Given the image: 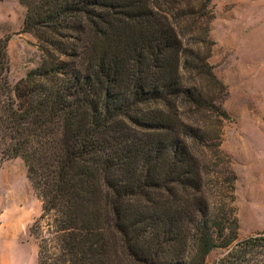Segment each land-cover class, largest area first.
Masks as SVG:
<instances>
[{"label":"trees","instance_id":"1","mask_svg":"<svg viewBox=\"0 0 264 264\" xmlns=\"http://www.w3.org/2000/svg\"><path fill=\"white\" fill-rule=\"evenodd\" d=\"M19 1L41 64L11 85L0 39V150L41 201L36 264H264V232L235 242L212 0Z\"/></svg>","mask_w":264,"mask_h":264},{"label":"rangeland","instance_id":"2","mask_svg":"<svg viewBox=\"0 0 264 264\" xmlns=\"http://www.w3.org/2000/svg\"><path fill=\"white\" fill-rule=\"evenodd\" d=\"M208 58L225 85L220 150L236 181V241L264 232V0H212ZM26 8L19 0L0 1V39L8 37V80L11 85L41 64L36 39L24 32ZM224 157H221V159ZM41 214L24 162L0 150V264H36L37 240L30 232ZM224 249H214L212 264Z\"/></svg>","mask_w":264,"mask_h":264}]
</instances>
